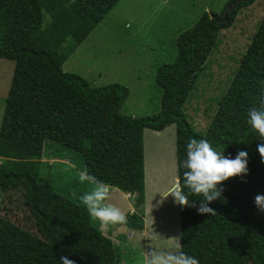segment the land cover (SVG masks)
I'll list each match as a JSON object with an SVG mask.
<instances>
[{
	"label": "trees",
	"instance_id": "16d2710c",
	"mask_svg": "<svg viewBox=\"0 0 264 264\" xmlns=\"http://www.w3.org/2000/svg\"><path fill=\"white\" fill-rule=\"evenodd\" d=\"M120 0H0V37L22 11L29 20L4 58L14 63L0 126V190L21 191L37 234L0 216V264H118L117 248L92 224L84 206L55 191L41 177V160L51 149L60 160L70 155L112 189L133 196L128 227L144 229V130L175 126L176 172L183 181L186 144L205 139L223 156L247 152V174L218 185L221 196L209 204L216 215L179 206L182 251L199 264H264V212L254 197L264 195L262 143L247 124L264 84V16L240 59L204 134L186 120L183 107L221 30L256 0L237 2L225 15L207 14L176 39L177 57L155 72L161 91L159 113L130 117L119 113L129 96L118 83L94 87L63 71V64ZM2 58V57H1ZM187 192V189H185ZM202 196H189L197 207Z\"/></svg>",
	"mask_w": 264,
	"mask_h": 264
},
{
	"label": "rangeland",
	"instance_id": "374dc122",
	"mask_svg": "<svg viewBox=\"0 0 264 264\" xmlns=\"http://www.w3.org/2000/svg\"><path fill=\"white\" fill-rule=\"evenodd\" d=\"M232 0H120L105 19L93 30L63 64V71L76 74L94 87L111 83L125 86L129 96L119 113L130 117L152 116L160 111L161 91L155 83V72L177 57L178 35L191 29L205 13L225 16L237 2ZM264 16V0H256L241 9L233 24L220 32L218 45L205 62L194 88L183 107L186 120L199 134H204L215 114L217 103L227 90L240 59ZM29 20L22 11L0 37V126L4 102L9 90L14 63L4 58ZM2 57V58H1ZM145 203L144 229L128 227L129 208L122 203L127 198L134 210V193L124 194L111 188L110 203L127 215L126 223L109 225L100 232L117 248L118 264H145L148 252L169 249L179 237V205L171 196L162 204L157 202L175 179V126L162 132L144 130ZM45 150L40 175L47 177L55 191L69 199L89 190L78 181L82 170L79 159L48 157ZM159 192V193H158ZM124 196V197H123ZM132 196V197H131ZM0 216L15 225L37 234L34 220L24 206L21 191L0 190ZM99 225L98 221L91 220Z\"/></svg>",
	"mask_w": 264,
	"mask_h": 264
},
{
	"label": "clouds",
	"instance_id": "9594fccd",
	"mask_svg": "<svg viewBox=\"0 0 264 264\" xmlns=\"http://www.w3.org/2000/svg\"><path fill=\"white\" fill-rule=\"evenodd\" d=\"M247 124L258 134L262 143L257 145V151L264 162V84L260 86L257 106L250 107L247 113ZM247 152L239 151L235 158H229L216 151L205 139L190 138L186 144V159L180 165L185 169L183 181L179 176L162 193L157 202L162 204L169 196L182 209L196 208L199 215H216L209 204L217 200L223 191L218 185L229 178L247 174ZM78 181L89 185V190L79 196V202L84 206L89 217L98 221L100 226L107 229L109 225L126 223L127 215L118 206L110 203L111 185L99 180L87 168L78 171ZM187 189V192L185 191ZM202 196L197 207L195 200L189 196ZM257 209L264 212V195L254 197ZM176 241L169 249H155L148 252L145 264H199V260L182 251L180 237H173ZM60 264H75L61 256Z\"/></svg>",
	"mask_w": 264,
	"mask_h": 264
},
{
	"label": "crops",
	"instance_id": "0c3cea01",
	"mask_svg": "<svg viewBox=\"0 0 264 264\" xmlns=\"http://www.w3.org/2000/svg\"><path fill=\"white\" fill-rule=\"evenodd\" d=\"M165 130V129H164ZM162 132V131H161ZM124 197V196H123ZM132 197V196H131ZM126 200L125 201H123L122 203H126L127 204V206L129 207V208H127V209H129L130 211L133 209V205H132V203H128V201H127V198H125ZM123 211V210H122ZM129 211V213L128 214H131V212ZM99 228H101V226H99Z\"/></svg>",
	"mask_w": 264,
	"mask_h": 264
},
{
	"label": "water",
	"instance_id": "95a60500",
	"mask_svg": "<svg viewBox=\"0 0 264 264\" xmlns=\"http://www.w3.org/2000/svg\"><path fill=\"white\" fill-rule=\"evenodd\" d=\"M232 8V7H231ZM231 10V9H230ZM229 12V11H228Z\"/></svg>",
	"mask_w": 264,
	"mask_h": 264
}]
</instances>
